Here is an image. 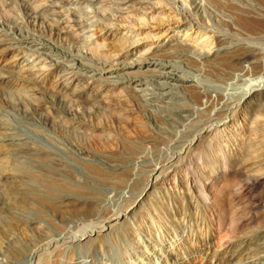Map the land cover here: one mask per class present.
Listing matches in <instances>:
<instances>
[{"label":"bare ground","instance_id":"obj_1","mask_svg":"<svg viewBox=\"0 0 264 264\" xmlns=\"http://www.w3.org/2000/svg\"><path fill=\"white\" fill-rule=\"evenodd\" d=\"M28 1L40 19H50L44 33L48 38L54 37L57 44L46 45L44 38L41 41L36 34L18 28V17L11 19L10 24L0 20V31L7 30L14 35L0 32V57L4 62L0 65L1 91L16 97L28 92V106L19 107L16 114L20 117L17 115L14 121L25 128L24 133L37 140L36 143L25 137L28 135H18L17 131L10 133V128L6 130L1 125L5 123L0 122V261L15 260L28 250L26 244L18 243L8 234L11 225L20 224L18 216L47 206L66 218L81 212L75 203L82 194L95 196L105 187H116L126 194L124 189L140 191L138 203L124 208L121 205L118 212L107 214L101 224L94 225L88 232L98 241L103 240L106 233L128 241L127 246L143 257V261L138 257L135 264H264V76L260 77L263 83L244 89L243 96L233 105L223 96L212 94L209 88L184 82L182 76L170 68L154 67V61L168 60V53L175 51L186 54L182 57L179 54L178 59H183L182 63L191 70L199 71L197 66L202 65L208 73L221 75L223 73L214 67L219 65L234 72L230 75L235 78L250 72L264 75V61L251 65L257 57L255 53L242 47L227 49L229 40L228 43L223 40L225 34L209 30L211 21H208L226 26L231 33L263 35L264 0ZM3 2L8 7L17 4V0ZM196 7L206 13L205 18ZM146 18L159 25L154 32L143 28L147 26ZM131 21L141 27L135 30ZM26 24L34 28L31 23ZM94 26L97 36L92 32ZM106 43L113 47L110 55L106 53H109ZM66 49L78 56L83 54V59L74 58ZM152 84L170 86L174 92H180L185 101L174 102L183 110L173 106L175 103L171 100L151 99L154 91L149 86ZM43 94L56 100L53 102L63 114L62 117L58 114L61 126L79 131L84 139L90 135L97 142L115 136L118 149L95 152L71 144L80 165L74 168L86 174L89 182L72 179V184L63 185V193L70 199L63 204H53L48 197H34L37 191H31L34 187L31 184L40 180L39 175L31 172L32 166L29 170L8 158L25 151L46 161V147L61 148L52 132L59 124L44 116L48 109ZM125 96L151 120L153 129L157 130L155 134L150 131L147 134L148 129L145 136L136 132L140 142L134 141L129 132L130 137L127 135L124 126H137L126 112ZM6 107L7 103L0 100V115L6 113ZM54 112L49 114L57 113ZM33 114L38 115V124L25 120ZM100 116L103 124L98 120ZM83 122L92 128L82 127ZM180 125L182 129L177 131ZM172 140L176 142V151L168 158L161 157L163 160L157 161L155 167L152 162V171L146 177L141 174L135 177L125 171V165L134 160L136 150L148 146L158 153L161 144ZM115 170L123 171L127 180L117 173L113 175ZM90 171L99 176L91 175ZM162 173L170 178L166 188L159 191L155 181ZM78 188L86 192H77ZM92 205L89 209L95 212L96 207ZM40 225L35 222L26 226L41 231ZM155 225H159L168 238H173L170 244L162 245L163 242L157 241L159 238L152 233ZM85 244L89 246V242ZM61 254L54 255L53 264L59 263Z\"/></svg>","mask_w":264,"mask_h":264},{"label":"rangeland","instance_id":"obj_2","mask_svg":"<svg viewBox=\"0 0 264 264\" xmlns=\"http://www.w3.org/2000/svg\"><path fill=\"white\" fill-rule=\"evenodd\" d=\"M3 1H5V0H0V20L1 21L5 22V24H10L11 19L18 17L16 19L17 20L16 23L18 24L17 25L18 28H24L25 30H28L29 32L33 33L34 35L36 34L35 36L38 37L39 39H41V41H44L43 40V38H44L46 45H56L57 44V41L54 37L48 38L47 36H45V33H44L46 30L45 29L46 22L50 23V19L47 17L40 19L41 17H39V15L37 13H35L34 10L30 7L31 3L29 4L28 0H17V4L16 5L13 4L12 6H16L18 9L16 7L12 8V6L8 7V6L4 5ZM6 1L11 2V0H6ZM195 1H197V0H195ZM196 8H197V12L200 13L199 15H201V17L203 16L205 18L206 13L200 11L199 7H196ZM4 17H5V19H4ZM6 17H8V19H6ZM148 21H149V19H147V21H146L147 26H144L143 28L148 30V31L150 30V31L154 32L155 29L157 28L156 26H159V25H156V23H152L151 21L150 22H148ZM208 21H211V24L209 26V30L213 29L214 31L213 30L212 31L214 33H219L220 35H222V33H223V36L225 34V36L223 37V40L226 43L229 42L227 44L228 45L227 49L231 50V49H235V48L237 49V48L242 47V48H244V50L246 49L247 51H250L251 53L252 52L255 53V56H257V57H255L256 59H254L251 62V65L252 64L257 65L259 63V61H264V34L262 35L260 33H255V34L259 35V36H257V35H254V33H252V34L251 33L239 34V32L231 33L230 31H228L226 26L219 24V26H220L219 27L218 24L215 23L214 21L213 22H212V20H208ZM26 23H31L32 25H34V28L32 26L31 27L26 26L27 25ZM130 25H133L135 30L137 28L139 29L141 27V26H138V24L134 21H131ZM171 25L172 24H170L169 27L173 30L174 28ZM152 26H154L155 28ZM214 27H216L217 30ZM224 27L226 28V30ZM95 29H96V27L94 26L92 29V32H94L95 36H97L98 30L97 29L95 30ZM218 31H220V32H218ZM0 32L7 34V36H10V35L12 37L14 36L13 33L11 34V32H8L7 30H3ZM42 33H44V34H42ZM227 33H229V35ZM46 39L49 40V42L46 41ZM227 40H229V41L227 42ZM62 44H64L66 46V44L64 42ZM37 45H39V44H36L35 46H37ZM107 46H108L107 51L109 50V53L108 52H106V53H107V55H110V49H112L113 47L110 46L109 44H107ZM63 49H65V48L63 47ZM66 51H69V53L71 52V55H73L74 58L83 59V57H84L83 54H81L79 56L77 54H74V52L72 50L70 51V50L66 49ZM82 52H83V50H82ZM179 54L180 53L175 52V51L169 52L168 53L169 59L168 60L163 59V60H159V61L158 60L154 61V64H155L154 67H156V69H159V70L170 68L175 73L182 76V79L184 82H186V83L188 82L189 84H193V85H197V86H204L206 88H209L213 92L212 94H217L219 96H223L224 99L226 98L228 101H231L232 102V103L230 102L231 104H233L234 102H235V104L238 103L237 101L240 99L241 96H243L244 89L251 87V85L254 86V85H259V84L263 83V79L261 80V78H263L264 75H262V74H260L258 76L256 73H254L252 75L251 73H253V72H250L249 74L247 73L248 74L247 79L245 78V76L247 74L243 76L244 78L243 77L235 78V77L231 76L234 72H232V71L230 72L229 69H226V68L221 67L219 65H218L219 67L217 65H215L214 67L217 68L218 71L220 70V72L223 73L221 75L220 74L219 75L218 74L213 75L211 73H208L206 71L205 66H202V65L197 66V67H200V68H198V69H200L199 71L191 70L182 63L183 59H178V57L181 58L182 56H184L186 54H180L181 57L179 56ZM173 55H176V56L178 55V56L177 57L175 56V58H174ZM257 59H258V62L256 61ZM0 61H2L0 63V65H2L4 62L1 59V57H0ZM248 65L250 66V63H248ZM221 70H223V71H221ZM225 72L228 74V76H227V74H225ZM229 75H230V77H229ZM255 75H257V77H254ZM253 77H254V80L252 79ZM248 78H249V80H248ZM250 79H252L253 82ZM257 79H260V80H258L259 82L257 81ZM245 80H247V81H245ZM249 81H250V83H249ZM254 81L255 82L257 81V83H255ZM1 88L2 87L0 86V100L7 103V107H6L7 110H6V113L4 115H0V118H1L0 122L3 121V123L7 124L8 127L5 124H1V125H3L5 127V129L10 128L8 130V132H10V133H16V131H17L16 134H18V135L19 134L21 136L28 135L27 133H24V132H26L25 128H23L20 125H19L20 126L19 127L18 123L14 121V118H17L18 116L20 117V115H18L19 114L18 110L20 108L24 109V107L27 108V106H28L27 103L30 100V96L27 94L28 92L27 91L23 92V94H25V95L16 97L14 94L11 95L10 93H6V94L2 93ZM149 88L154 91L153 97L151 96V99H162V100H166V101L171 100L170 102L176 101L177 103H179V102L181 103L182 100H184V98L182 97L180 92H178V93L174 92V89H171L170 86L163 87V86L158 85V84H152V86H149ZM168 90H170V91H168ZM241 90H243V92ZM44 94L42 96V97H44L43 102H45L47 109H48L47 110L48 113H44V116H45V118H47V117L53 118L57 122V124H59L58 127H56L52 132H54L55 139L61 144V146L59 145V147H61V148L46 147L47 151H48V159L46 161H44V160L42 161L41 159H37L36 157H32L29 152L26 153L25 151L18 152L19 154L18 153H17V155L15 154L16 156L15 155H12V156L9 155L8 158L11 159L9 161L14 163V164L20 165V166L27 168L29 170H31V168H32V170H34V171L31 170V172H35L34 174L39 175L40 180H34L33 183L31 184L32 187L34 186L31 189V191H33V189H36L33 191L34 193H36V191H37V193H36L37 195L33 193L34 195H36L34 197H36V198H38L40 196H42V198L48 197L47 200L52 201L51 203H53V204H61V203L63 204L66 201L70 200L67 196L64 195L63 192H64L65 188H63V187L64 186L66 187L67 184L69 185L71 183L72 179L80 180L81 182H83L85 180L84 181L85 183L89 182V179L86 176V174H83L82 172H79L77 169L74 168V167H77L80 165H79L78 157H77L78 154L74 150H72L71 144L72 145L73 144L74 145L79 144L85 148H88V149L90 148V150H93L95 152H104V151H111V150L116 151L118 149L115 146L116 145L115 144L116 139L114 138L115 136H113V137L107 136L104 139V141L97 142L94 137L91 136V138H90V135L86 136L84 139V138H81L79 136L80 135L79 131L70 130L67 126H65L63 124L61 126V123L59 121H60V115L62 117L63 114L60 110H57L56 105L54 103V102H56V100L55 101L50 100V99L46 98V96H44ZM124 98L128 100V101L126 100L127 101L126 105L128 106V107L126 106V108H128V110H126V112L128 114H130L131 121H134L133 122L134 125L137 126L136 128L134 126L128 127L129 125L124 126L125 127L124 129L127 130V132H126L127 135L129 132V135L131 136V138H133V140L136 139V140H138L137 142H140L139 141L140 139L138 138V136H136L137 135L136 132L141 133V135H143V136L146 135L147 131H148L147 134L149 133V131H150V134H152V133L155 134L157 132V130L155 128L153 129L154 126H153L151 120H149L146 117V115L142 114L138 109H136V106L134 105L132 100L129 99L130 97L125 96ZM129 101H130V103H129ZM131 102H132V105H131ZM176 102H174L175 104H172V105L175 106L176 108H179L180 110H183L182 109L183 107H181V108L178 107ZM128 104L130 105V107ZM53 106H54V109H53ZM8 107H10V108H8ZM13 110H14V112H13ZM54 110L57 111V113H56L57 115L56 114H54V115L49 114V113H53ZM154 111L160 112L158 110H154ZM13 113L15 115H13ZM16 113H18V114H16ZM58 114H60V115H58ZM57 117L59 119H57ZM135 117L136 118L139 117V119L136 120ZM140 118L142 121L144 120L143 121V122H145L144 124H143V122L141 123V121H139ZM102 119L103 118L101 116L98 118L99 122H101L103 124ZM25 120L31 121L33 123L36 122V124H38L39 117H38V115L33 114L30 118H25ZM174 121L177 122L176 119ZM139 122H140V125H139ZM75 123H78V121H76ZM80 125H82V127H85V128H89V127L92 128L91 126L85 124L84 122L80 123ZM125 125H127V124H125ZM143 125H146V127ZM164 127L165 128L167 127L166 129L169 130V127L167 125H164ZM180 128L182 129L181 125L178 126V128L176 130L178 131V130H180ZM145 129L146 130L148 129V130L146 131ZM11 131H13V132H11ZM18 131H20V132H18ZM28 136H25V137H27L30 140L34 139L35 142L37 143V140L35 138L30 137V136L28 137ZM141 142H143V141L141 140ZM104 143H106V144H104ZM175 143L176 142H174V140H172V141H168L166 143H163L164 145L161 144L157 148L159 150L158 153L154 150V148H153L154 151H151L152 150L151 147L148 148V146H145L143 149H140V151H139V149L136 150L135 151L136 153H134V155L132 156L134 158V160L130 161L129 163H127L125 165L126 166V167H124L125 171L127 173H129L130 175H133L135 177H137L136 174L139 175L138 177H140L141 175H142L141 177H146L148 174L151 173L152 168L156 166L157 161L168 158L169 156L172 155L173 152L176 151V148H174ZM113 146H115V147H113ZM167 146H169V147H167ZM171 146H173V147H171ZM110 148H111V150H110ZM148 149H150V150H148ZM160 150H161V152H160ZM167 152L169 153V155L167 154ZM135 154H136V156H135ZM144 156L146 157V159ZM140 157H143V158H140ZM148 157H149V159H148ZM57 160L60 163H58ZM53 161H55V163ZM144 161H146V162H144ZM16 162H18L19 164ZM152 162L155 164L153 165ZM135 165H136V167H135ZM152 165H153V167H151ZM148 166H150V168ZM134 168L136 169L135 171L133 170ZM131 169L133 171H131ZM129 170L131 172H128ZM38 173H40V174H38ZM89 173L93 176L94 175L99 176V174L95 171H90ZM116 173H117V176L118 175H119V177L121 176V179L127 180L128 176H125L123 171H116V170L112 171L113 175H116ZM42 174L45 177L41 176ZM158 177H159L158 180L156 178L157 181H155V187H157V190L161 191L162 188H166L165 187L166 181L170 178V176L167 174L165 175V173H164L163 175L160 174ZM160 182L162 185L160 184ZM162 182L165 184H163ZM43 190L44 191L47 190V193H46V191L44 192ZM76 190H78L77 192H80V193L86 192V191L81 190L79 188ZM129 190H131V189H129ZM129 190L124 189V192H127V194H126V193H123L121 188L119 189L116 187L115 188L114 187H110V188L105 187L104 189L100 190L99 194H97L95 196H89V195L82 194L84 197L82 196V198H80L78 201H76L77 203H75L76 206H78V207L80 206L79 208H80L81 212L78 214H75V215L74 214L68 215V216L66 215L67 216L66 218L60 217L58 214L53 213V211L49 210V208L47 206H46L47 208L45 206H43L44 209H43V207L36 209V212H34V213H29V214H26L25 216H18L20 219V221H19L20 224H18V226L17 225H11V227L9 228L8 234L10 233L9 236L12 237L13 239H15L18 243L23 242L24 244H26L28 250H27V252H25V254L19 256V258L15 259V260L0 261V264H11V263L12 264H53L52 258L54 257V255L57 252H59L60 254L63 253V254H61L62 257L60 256V260L62 261L61 262L59 260L60 264H64V261H65V264H135V263H137V261H138L137 258L138 257L140 258V255L138 252L133 251V249H130V247H128L129 246L128 241H125L122 238H118L112 234H107V233L105 234L103 240L98 241L97 239L94 238L93 235H91L88 232L91 227H94V225L101 224L102 219L107 214L108 215H112L111 213L115 214L122 207L124 208L125 206L126 207L128 205L130 206L133 203H136V202L138 203L140 191L138 192V190H131L132 193H130ZM39 191L41 192L42 195L40 194ZM129 193H130V195H129ZM85 197H86V199H85ZM87 198L92 199L93 201H90ZM130 198H132V199L130 200ZM89 201H90V203H89ZM91 203H93L92 206L96 207L97 212L96 211L95 212L90 211L89 208L91 206ZM121 205H123V206L120 207ZM81 208H83V209H81ZM85 209H87V210H85ZM90 212H92V213H90ZM68 220L70 223L68 222ZM31 222H33V223H31ZM35 222H36V224H39V225L41 224L40 225L42 227V228H40L41 231H34V230L30 229L29 227H27L29 224L30 225L35 224ZM163 222H166V221L163 220ZM23 224L25 227H23V226L21 227V225H23ZM155 226H156V228H155ZM155 226L152 229V233L154 234V232H155L156 237L159 238V240H157V238H156V240L159 241L160 244L163 242L162 245H167V243H169L170 240H172L173 238H171V236H169V238H168V234H166L164 231H162L163 229L161 227L159 229V225H155ZM153 230H155V231H153ZM83 237H84V239H83ZM89 237H91V238H89ZM120 239H122V241ZM104 240H106V241H104ZM84 241L89 242L88 247H86L87 245L85 244ZM76 244H79V245H76ZM122 244H124L125 246ZM85 252H87V253H85ZM42 256H44V257H42ZM132 256H134V257H132ZM39 257L42 259L39 260L40 259ZM46 259H47V262H45ZM130 259L132 260V263H130L131 262ZM140 259H141V261H143V257H141ZM140 259H139V261H140Z\"/></svg>","mask_w":264,"mask_h":264}]
</instances>
